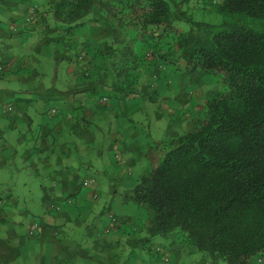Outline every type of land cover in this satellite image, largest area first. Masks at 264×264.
Masks as SVG:
<instances>
[{
	"label": "trees",
	"instance_id": "16d2710c",
	"mask_svg": "<svg viewBox=\"0 0 264 264\" xmlns=\"http://www.w3.org/2000/svg\"><path fill=\"white\" fill-rule=\"evenodd\" d=\"M115 2L48 0L42 6L68 31L91 14L107 21L111 32L122 30L112 39L114 52L130 45L136 63L129 55L128 71L121 72L110 57L105 59L112 67L107 80L119 85L118 98L120 90L125 100L140 98L141 91L131 86H138L142 75L156 82L154 69L164 67L161 52L177 55L180 72L211 75L223 88L205 98L190 130L151 148L156 162L127 187L124 204L146 214L142 227L133 219L122 223L108 210V219L114 216L120 226L104 231L108 236L122 231L129 238L137 234L135 246L156 236L172 237L210 264H264V0H212L213 12L223 20L189 18L187 32L174 26L182 16L173 13L172 0ZM72 61L81 78L94 77L98 68L86 51L73 54ZM5 65L0 63L1 76L8 73ZM158 248L156 262L169 264Z\"/></svg>",
	"mask_w": 264,
	"mask_h": 264
},
{
	"label": "crops",
	"instance_id": "0c3cea01",
	"mask_svg": "<svg viewBox=\"0 0 264 264\" xmlns=\"http://www.w3.org/2000/svg\"><path fill=\"white\" fill-rule=\"evenodd\" d=\"M116 1L121 2V0ZM47 3L48 0H0V47L2 46L0 63L8 67L6 78L2 76L4 78L1 80L11 81L17 76L23 81L30 78L27 77V72L30 68L32 69L31 58L22 52L24 45L18 40L19 36L25 33L26 28L31 31L39 30L41 43L48 51L49 44L56 47L53 54L57 63L71 62L73 54L85 50L88 53V60L92 58L98 69L95 70L94 77L88 80L81 78L77 70L69 69V78L64 77L63 80L66 93L55 87L53 94L48 97L49 99H52L51 97L61 99L63 102L54 103L43 118L29 111L30 106L35 103L34 99L22 98L19 103L4 106V113L8 111L9 106L13 107L15 113L4 134L10 131V135H7L6 139L1 140L2 143H0V169L11 166L8 159L4 157L6 151L9 153L14 149L17 160L20 155L19 150H23L24 159L29 161L31 170L35 173L37 183L42 190V199L40 205L37 206L33 197L25 196V207L20 208L19 197L13 195L8 198L0 192V199L3 200L0 203V264H117L118 261L120 262V249L125 248L126 244H133V241H136L137 245L139 239L132 240L127 235H123L122 231L111 236L106 235L104 230L110 227V221L105 213L110 210L120 217H124L126 213L122 210L114 212L110 207H106L101 215L105 220L101 223L99 221L101 226L95 224L96 222L86 225V221L94 211V205L98 201L94 199V195L96 191H99L98 179L91 175L95 172V161L92 154L96 156V152H99V155L103 151L122 149L123 153L127 154L128 149H131V152L137 149L134 147V140L138 139L137 128L128 127L122 134L116 120L120 116V111L127 116L128 120H133L131 116L134 114L132 112L136 105H132L129 109L121 93L122 90H120L119 98V94H116L119 92L117 82L111 83L107 80L108 72L112 70V67L105 62V59L108 60L107 57L116 54L112 39L117 35L121 36V33L111 32L107 27L108 22L95 14V18L101 19L100 23L93 22V26H86L84 19L81 22L82 25L75 28V32L69 33L71 40L62 43L60 36L63 27L49 26V15H54L43 13L42 5ZM34 8H37L38 12ZM25 19L33 23L17 29L18 25L26 21ZM146 71L142 72L146 73ZM32 72L37 73L38 71ZM166 78L167 73L159 77L156 81L158 88L163 89L169 84ZM148 80L147 76L138 86L133 85L131 88L141 91L146 100L158 101L157 96L152 100L157 90L154 89L153 92V89L148 87ZM38 90L43 91L45 88L39 86ZM97 91L115 92L116 102L108 105L103 101L104 98L96 99ZM174 91L176 92L175 89ZM35 93L39 99L45 96L41 92ZM5 95L13 96L14 93L0 86V100ZM183 104L184 102L175 98L174 106L169 111L170 114L174 116L177 110L184 109ZM153 106L156 109V104ZM154 108L149 106L144 109L146 114L152 117L155 112ZM51 109H56L58 113L52 114ZM96 118L105 122L107 135L112 134V137H109V144L101 141L102 138H98L99 133L96 130L98 128H93ZM156 119L162 120L163 117L158 113ZM4 120L0 118V125ZM24 124L35 128V131L29 129L31 131L29 133ZM2 131L1 128L0 133ZM127 139L132 140L130 144L124 143ZM39 156L41 169L36 160ZM135 163L138 162L131 160L129 166ZM102 164L104 167L98 172L110 173L115 170L108 175L109 180H114L112 188L128 180L125 170L122 171L125 161L119 164L112 162H102ZM15 166L18 167L17 163ZM85 169L89 170V174L83 175L82 170ZM92 178L96 179V184L87 185L86 181ZM2 184L3 182H0V187ZM16 216L21 219L19 222L16 221ZM34 221L39 222L40 228L36 235L31 237L29 227ZM17 225L19 226L16 227ZM20 226H22L21 230ZM128 229L123 230L128 231ZM168 238L172 244L169 251L166 248L167 255L174 253L175 262L187 264L184 259L190 255L187 247L172 237ZM201 262L210 264L202 258ZM155 264L158 263L155 262Z\"/></svg>",
	"mask_w": 264,
	"mask_h": 264
},
{
	"label": "rangeland",
	"instance_id": "374dc122",
	"mask_svg": "<svg viewBox=\"0 0 264 264\" xmlns=\"http://www.w3.org/2000/svg\"><path fill=\"white\" fill-rule=\"evenodd\" d=\"M128 1L131 2L132 0ZM171 7L173 13L175 12L180 17L182 16V20L178 19L175 22L174 26L184 32H187L191 29L190 22L188 21L189 18L195 21L207 22L211 24H218L223 20L222 16L213 12L212 0H172ZM48 20V25L51 27H54V25H60L61 27H63L60 36L62 42H68L71 40V34L67 33V29L70 28L69 26L63 25L52 15H49ZM93 22L100 23V21L95 22V16L94 14H91L85 18L84 23L86 26H93ZM32 23L33 22H29L28 20H26L21 25H18L17 29H19L23 25L26 27L28 24ZM75 27L76 26H73L68 32H75ZM121 32L122 30L118 31L119 34ZM154 33L158 34V32L156 31H154ZM18 40L19 42L23 43L22 45H24V51L22 52H24L31 58L30 64L32 66V69L30 68L27 72V77L30 78L24 79L25 81L19 79L18 76L11 81L1 80L4 78L2 76L5 75H0V86L14 93L13 96L5 95L0 100V118H2V120L5 119L0 125L3 130L2 133H0V143H2L1 140L4 141L6 139L7 135H10V131L6 135L4 134L7 132L6 127L10 126L9 122H11V118L15 113L14 110L12 113H4V106L9 105L10 103H19L22 98L34 99V102L36 104H32L29 111L43 118L46 116L47 112L50 111V108L54 103L63 102L61 99H54L53 97H51L52 99H49V95L53 94V90L55 87L59 91H63L64 93H66L63 81L64 77L69 78V69L71 70L73 68L74 70H77V64L75 61L61 63L56 62V59L54 58L55 55L53 54V52H55L56 50V47L53 44H49L48 51L46 49V46L42 45L41 43L40 32L38 29H36L35 31H31L30 29L26 28L25 33L21 34ZM132 51L133 50L129 45L128 48H119L116 55L112 54V56H110V58L116 65V68L121 69V72L122 69H124L125 72L128 71L126 58L129 55L132 57L134 63H136L135 58L132 56ZM159 57V60L165 67V69L161 66L157 67L156 69H154L156 70V72L152 77L153 79H155V81H157L159 77L161 78L162 74L167 73L166 79H168V83L171 86L167 84V87L165 86L163 89H161L157 87L158 83L152 82V80L149 79L148 87H151V89H153V92L154 89L157 90L154 92L152 100L157 96L158 101L152 102L151 100H146L142 95L140 96V98L135 99L133 102L129 100L127 103V100H125L126 105L129 109H131L132 105H136L135 109L132 112L134 114L131 116L133 120H128L127 116L121 113V111L120 116L116 119L119 123L122 134L125 133L128 127L133 128L135 126L137 128L136 132H138V139L134 140V147L137 149L132 150L133 152H131V149H128L127 152L129 153L127 154L123 153V149L120 151H103L99 155V152H96V156L92 154V158L95 161V172H92L91 175L95 176L98 179L99 191L97 192L99 193V195L98 201L94 205V211L87 218L88 220L86 221V225L93 224L95 222V224H100L103 220H105L101 216L102 213L104 212L106 207H110L114 212H120V210H122L126 213H124V217L121 218L122 223H125L129 221L128 219L133 218L132 221L135 220L134 222L138 224V227L141 226V224L144 222L146 214L136 208V206L133 204H124V193L126 192L127 187H132L135 183L134 180L147 173L150 170L151 165L156 162H153L154 154L156 153L151 151V148H154L156 144L167 138L177 137L187 130H190L196 124L197 120L201 117L205 98L218 91H221L223 88V84L211 75L207 76L200 71H191V69L180 72L179 69H181L182 66L181 62L178 61V57L176 54H173L171 52H161L159 54ZM161 63H159V65ZM32 71L38 72L36 73ZM146 77L147 75H142L141 79L145 80ZM60 78H62L61 81ZM39 86L44 87L45 90L39 91ZM174 89L176 90V92L174 91ZM35 92H41L45 96L43 97V99H39L36 97L37 94ZM101 97L106 99V103L108 105L114 104L117 100L115 92L112 91L97 92L96 99H100ZM175 98H177L179 101L184 102L183 106H185V108L177 110V112L173 116L169 111L171 107L174 106ZM29 101L32 102L33 100ZM153 104H156V109L154 108ZM149 106H152L155 110L152 117L148 116L144 109ZM57 113L58 111L56 110L55 114ZM158 113H160L163 117L162 120L156 119ZM177 118H179V120H177ZM104 123L105 122H103L102 120H98L96 118L95 123L93 124V128L97 127L98 129L96 130H98L99 133L98 138H102L101 141H105L106 144H109V137H112V134L110 136L107 135L105 130L106 125ZM25 128L27 130L32 129V131H35V128L29 125H25ZM30 132L31 131L29 130V133ZM131 141V139H127L124 141V143L130 144ZM19 151L20 155L17 160V154L14 149L10 150L9 153H7L8 151L5 152L4 157L8 159V162L11 163V166L0 169V182H3L2 186L0 187V192L3 193V196L8 198H11L13 195L19 197L20 208L25 207V196H27V198L33 197V200L37 203L36 205L39 206L42 199V190L37 183L35 173L31 170L29 161H26L24 159V151ZM142 158L143 160L141 161ZM39 159L40 156L37 157L36 160L39 162V169H41L42 164L40 163ZM131 160H136L138 163L129 166ZM109 161L115 164H119V162L121 163L122 161H125L122 171L125 170L128 180L122 184H118L115 188H112L114 180H109L108 176L111 175V173L115 172V170L110 171V173L98 172V170L101 171V168L104 167L102 162L110 163ZM15 163H17V168L15 166ZM82 172L83 175L89 174V170L86 169L82 170ZM131 187H128V189H130ZM56 209L60 210L59 207H56ZM15 218L17 222L21 220L17 216ZM18 226L19 225H17L16 227ZM19 229L21 230L22 226H20ZM85 233L87 235L86 230ZM129 236L132 240L139 238V235L137 234ZM171 244L172 243L169 242L168 237L162 236L150 238L149 242H147L145 245L139 244L138 246H135L136 241H133V244H126L125 248L123 247L122 249H120V262L118 261L117 264H155L156 257L155 255H153V250L157 247H160L167 253V250L169 251V248H171ZM201 256V254L196 253L194 255H188L184 257V259L186 260L187 264H203L201 262ZM169 258H172L171 264H178L177 262H175L174 253L169 255Z\"/></svg>",
	"mask_w": 264,
	"mask_h": 264
},
{
	"label": "built area",
	"instance_id": "2783aa9c",
	"mask_svg": "<svg viewBox=\"0 0 264 264\" xmlns=\"http://www.w3.org/2000/svg\"><path fill=\"white\" fill-rule=\"evenodd\" d=\"M84 57V55H82V57H80V60H82V58ZM103 101L104 102H106V99H103ZM7 110H8V112H12L13 111V108L11 107V106H9L8 108H7ZM52 112V114H55L56 113V110H52L51 111ZM96 179H94V178H92V179H88L87 181H86V184L87 185H93V184H96ZM96 193H97V191H96ZM95 193V195H94V199H96L97 198V194ZM3 200H1L0 199V203L2 202ZM110 220H111V223H110V227L109 228H107L108 230V232H110V230H112V229H116V225L117 226H120V222L114 217V216H112V215H110V218H109ZM39 228H40V224H39V222H37V221H34L31 225H30V227H29V235L31 236V237H34L35 235H36V233H37V231L39 230ZM158 251L159 252H163V249H161V248H158ZM166 261L168 262L169 261V259L168 258H166Z\"/></svg>",
	"mask_w": 264,
	"mask_h": 264
},
{
	"label": "clouds",
	"instance_id": "9594fccd",
	"mask_svg": "<svg viewBox=\"0 0 264 264\" xmlns=\"http://www.w3.org/2000/svg\"><path fill=\"white\" fill-rule=\"evenodd\" d=\"M52 111V110H51ZM52 113V112H51Z\"/></svg>",
	"mask_w": 264,
	"mask_h": 264
}]
</instances>
